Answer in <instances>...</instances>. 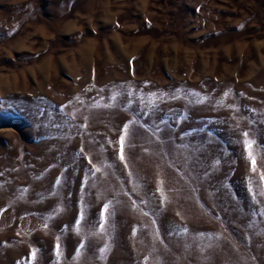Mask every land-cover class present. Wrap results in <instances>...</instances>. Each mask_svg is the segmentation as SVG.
Segmentation results:
<instances>
[{"label": "rangeland", "instance_id": "374dc122", "mask_svg": "<svg viewBox=\"0 0 264 264\" xmlns=\"http://www.w3.org/2000/svg\"><path fill=\"white\" fill-rule=\"evenodd\" d=\"M262 177L264 0H0V264H264Z\"/></svg>", "mask_w": 264, "mask_h": 264}, {"label": "snow or ice", "instance_id": "6c2138e0", "mask_svg": "<svg viewBox=\"0 0 264 264\" xmlns=\"http://www.w3.org/2000/svg\"><path fill=\"white\" fill-rule=\"evenodd\" d=\"M127 125H125V132L127 131ZM245 135H247L246 133H245ZM123 143H124V137L122 136L121 137V155H120V158L123 160L124 159V155H123ZM248 147H249V149H251V147H252V142L251 141H249L248 142ZM249 155H250V157H251V151L249 152ZM253 160H254V157H253ZM262 178H264V177H262ZM107 208H108V205H105V210H107ZM262 214H264V213H262ZM77 224H79V221L77 222ZM81 247H83V245H81ZM33 258H35V252L33 253Z\"/></svg>", "mask_w": 264, "mask_h": 264}]
</instances>
